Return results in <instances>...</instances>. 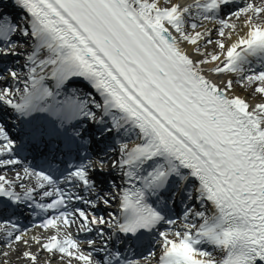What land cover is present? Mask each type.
<instances>
[{
	"label": "snow or ice",
	"instance_id": "1",
	"mask_svg": "<svg viewBox=\"0 0 264 264\" xmlns=\"http://www.w3.org/2000/svg\"><path fill=\"white\" fill-rule=\"evenodd\" d=\"M9 115L0 264H264V0H0Z\"/></svg>",
	"mask_w": 264,
	"mask_h": 264
},
{
	"label": "bare ground",
	"instance_id": "2",
	"mask_svg": "<svg viewBox=\"0 0 264 264\" xmlns=\"http://www.w3.org/2000/svg\"><path fill=\"white\" fill-rule=\"evenodd\" d=\"M179 2L183 4V3L188 2V0H179ZM241 26H242L241 22H237L238 30H239V28ZM209 27H212V26L209 25ZM216 38H217L216 37V32H215V30H213L212 39L215 40ZM213 47H214V45H212V47H210L209 50H211ZM234 91L238 95H241V96H244V97L248 96V90L244 89V88H241L239 85H234ZM249 99L251 100V102L254 103V102H257L259 100V97H249ZM73 233H74V231H73ZM32 250L35 251V248H33ZM84 251L87 252V251H89V249L84 246ZM13 260H15V257H13ZM21 264H22V262H21ZM74 264H76V262H74Z\"/></svg>",
	"mask_w": 264,
	"mask_h": 264
},
{
	"label": "rangeland",
	"instance_id": "3",
	"mask_svg": "<svg viewBox=\"0 0 264 264\" xmlns=\"http://www.w3.org/2000/svg\"><path fill=\"white\" fill-rule=\"evenodd\" d=\"M212 47V45L209 46V48Z\"/></svg>",
	"mask_w": 264,
	"mask_h": 264
}]
</instances>
